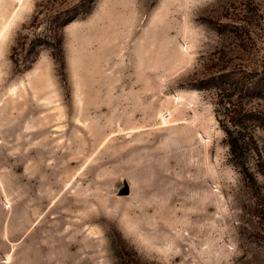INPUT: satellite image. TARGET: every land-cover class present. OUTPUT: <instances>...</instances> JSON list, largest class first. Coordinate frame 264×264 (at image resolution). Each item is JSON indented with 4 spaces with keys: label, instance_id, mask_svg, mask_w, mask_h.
<instances>
[{
    "label": "rangeland",
    "instance_id": "obj_1",
    "mask_svg": "<svg viewBox=\"0 0 264 264\" xmlns=\"http://www.w3.org/2000/svg\"><path fill=\"white\" fill-rule=\"evenodd\" d=\"M234 67L264 73V0H0V264H264L202 82Z\"/></svg>",
    "mask_w": 264,
    "mask_h": 264
},
{
    "label": "trees",
    "instance_id": "obj_2",
    "mask_svg": "<svg viewBox=\"0 0 264 264\" xmlns=\"http://www.w3.org/2000/svg\"><path fill=\"white\" fill-rule=\"evenodd\" d=\"M76 15L77 13L69 17L66 23ZM249 27L248 24L233 26L240 40L243 39L242 36L250 34ZM236 69H217L202 82L214 85L216 90L217 118L225 133L232 163L244 179H251L254 173L249 167L248 156H251L257 174L264 176V139L260 142L254 133L255 129H259L264 134V110L249 104L253 97L262 98L264 73L259 74L255 70H241L238 73Z\"/></svg>",
    "mask_w": 264,
    "mask_h": 264
},
{
    "label": "water",
    "instance_id": "obj_3",
    "mask_svg": "<svg viewBox=\"0 0 264 264\" xmlns=\"http://www.w3.org/2000/svg\"><path fill=\"white\" fill-rule=\"evenodd\" d=\"M127 192H128V188L126 187L123 189L122 193H127Z\"/></svg>",
    "mask_w": 264,
    "mask_h": 264
}]
</instances>
